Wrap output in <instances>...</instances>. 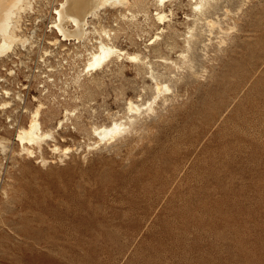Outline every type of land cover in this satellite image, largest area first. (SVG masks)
I'll use <instances>...</instances> for the list:
<instances>
[{
  "label": "rangeland",
  "instance_id": "obj_1",
  "mask_svg": "<svg viewBox=\"0 0 264 264\" xmlns=\"http://www.w3.org/2000/svg\"><path fill=\"white\" fill-rule=\"evenodd\" d=\"M59 1L37 0L23 19V33L33 40L11 52L31 47L35 62L48 60V84L36 74L28 91L21 84L26 72L9 75V58H0V82L21 90L8 111L0 108L6 143L0 146V264H264V0H219L210 16L222 20L210 32L199 19L190 49L191 0L167 1L166 9H174L165 24L155 17L153 0L130 5L153 10L149 22L143 13L131 21L122 17L126 6L108 5L90 18L86 39L58 44L49 40L58 35L52 18ZM161 24L165 30L149 44ZM102 26L115 30L117 44L144 50L167 71L163 78L173 86L167 102L146 113L152 81L137 61L114 59L92 74L82 71ZM34 95L44 101L46 128L64 118L56 142L70 145L66 154L51 149V138L34 154L16 139L9 114L27 123ZM131 96L144 112L136 113L135 127L100 140L95 125L130 120Z\"/></svg>",
  "mask_w": 264,
  "mask_h": 264
},
{
  "label": "bare ground",
  "instance_id": "obj_2",
  "mask_svg": "<svg viewBox=\"0 0 264 264\" xmlns=\"http://www.w3.org/2000/svg\"><path fill=\"white\" fill-rule=\"evenodd\" d=\"M133 1L135 3V1H137V0H133ZM153 1H155L156 10H154V11L151 10V9L150 10L153 11V13L155 14V17L157 18V20L160 23H164L165 24L166 20L171 18V17H169V15H170V13H173V9L174 8L170 7L169 11L166 9L165 5H166L167 1H169V0H153ZM36 2H37V0H0V58H2L3 56H7L9 58L12 55V53H11L12 51H18L17 48L19 47L20 43H22V45H26L28 42L30 43L31 40H33L34 37L30 39V37L27 34L23 33V28H24L23 27V25H24L23 19H24V16L30 10L36 9ZM170 2H173V0H170ZM190 2H192V5H193L192 8H193L194 12L192 11L193 15H191V16L188 15V17L190 19L191 18L193 19V17H194L195 20L193 19L194 20V24L187 23L188 26H186V27H188L187 36L185 37V39L187 38L186 40L188 42L186 48L191 46V44H192L191 40L192 39H195V38L198 37L197 34H199V31L196 30V28L198 26L195 27L196 26L195 23H197V21L199 19L200 20H201V18H205L206 19L205 21H207V24H208L207 26L209 27L210 32H211L214 29V26L218 23L217 20H220L218 18H221V17H218L217 19H214L213 17H215V16H213V17L210 16V14H212V13H210V11L215 12V9H217L216 7L218 6L219 0H194V1L191 0ZM148 3H150V2H148ZM39 4H41V3H39ZM141 4L139 3V5H141ZM146 4H147V2H146ZM108 5L109 6H120V5L121 6H126L127 9H128V12L124 11L123 15L122 14L121 15H122V17L124 16V17H127V18L131 19V21L133 19H137L139 14L143 13L144 14V19H146V20L152 14V13L150 14V10L147 7L143 8L144 10H141V11L132 10L131 6L134 5L132 3V0H60L59 1V5H57V7L55 8L56 15H55V21H54V24H55V26L57 28L58 35H56L57 33L54 34L56 36L53 38V40H49V41H53L54 43H58L59 44V42H61L62 40H72V39H74L75 41H80L82 39H86L85 37H86L87 33L90 31V29H89L90 28L89 27L90 18L93 17V16L99 15L100 10L102 8L108 6ZM229 9L231 10V8H229ZM151 17H152V15H151ZM52 19L54 20V18H52ZM137 20H139V19H137ZM133 21H136V20H133ZM138 22H136V23H138ZM147 22H149V21L147 20ZM198 23H200V22H198ZM164 24H161V25L158 26L157 33L155 34L154 38L151 39L148 42L149 44L150 43H154L158 38H160V36H161L160 32L164 31L165 28H166ZM94 25L96 26L95 23H94ZM94 25H93V27H94ZM166 26H168V25H166ZM217 26H218V24H217ZM219 26H220V24H219ZM232 26L230 25V28L231 27L234 28L233 24H232ZM51 27L52 26L50 24V28ZM221 27H223V26H221ZM228 27H229V25H228ZM96 28L97 27H95L93 29H96ZM142 28H144V27H142ZM234 29H236V28H234ZM97 30H98V28H97ZM97 30H96V32L99 31L100 33L99 32L98 33H99V35L101 37L98 38L99 40L97 39L98 43L96 44V46H93L92 49H89L88 48L89 46L87 45V48H88L87 50H89V51H88V55L84 59V64L82 66V71L85 72V73L92 74L94 71H97L100 68H103V67H106V66L110 65L109 63L111 61H113L114 59H121L122 60L123 58H127L128 60L137 61L138 63H142L143 66L145 65L146 74L151 78V81H152L150 83V87L152 89L151 97H149V99H148V104L146 106H144L146 108V109L144 108V110H146V113L149 114L150 111L156 110L155 109L156 107H155L154 103H156V102L158 103L160 101L162 103L163 102L164 103L167 102L168 99L170 98L168 92H170L171 88L173 87V86L170 85V83L167 81L166 78L165 79L163 78L164 75L166 76V74H167L166 72L167 71L166 70H161L160 68L155 67L153 61H151L152 59L150 60V58L148 56V53H143L144 50L143 51H136V50L132 51V50H128L127 48L122 47L119 44H117L114 41V39H113L112 32L115 33V30H113L112 28L102 26L101 29H99L98 31ZM223 31L226 33V30H222V35L225 34V33H223ZM229 32H230V30H229ZM172 33H170V35ZM176 33H177V30H176ZM184 33H185V30H184ZM226 34H225V36H226ZM32 36H33V34H32ZM174 37H175V35H174ZM88 38L89 37H87V39ZM220 39H221L220 41L222 42V40L224 38L220 37ZM166 40H165V43L167 42ZM173 40H175V39H173ZM169 42L171 43V45H173L172 41H170V39H169ZM76 43H78V42H76ZM170 43H168V44L170 45ZM33 44H34V42H33ZM166 44H164V45H166ZM174 44H176V43H174ZM188 44L190 46H188ZM155 45L158 46L157 44H155ZM75 46H77V44ZM159 46H162L161 43H160ZM173 46H175V45H173ZM23 47H25V46H23ZM172 47H170V49ZM28 48H31V47H28ZM70 49L72 50V47ZM183 49H185V47ZM188 49H190V48H188ZM51 50H52V48H51ZM79 52H81V50ZM188 53H185L184 51H182L181 52V55H183L182 59H186L184 56H186ZM188 56H186V57L189 58ZM70 58H72V56ZM180 59H181V57H180ZM172 61H174V60H172ZM182 61L179 60V62H182ZM176 62H177V60H176ZM176 62H174V63H176ZM185 62H187V61H185ZM171 64H172V62H171ZM179 64L180 63H178L177 65H179ZM167 65H165V68H166ZM182 65H183V62H182ZM112 70H115V69L112 68ZM81 73L82 72H79L77 74V80L80 79ZM171 75H175V74H172V72H171ZM99 76H97V77L100 79ZM166 77L168 78V76H166ZM96 81H98V80H96ZM96 81H94V82H96ZM96 84H98V83L96 82ZM144 88H146V87L144 86ZM0 91L3 94V95H1L2 97H0V108H2L4 111L8 109L7 107L13 106V104L15 103L14 98H18V97L21 96V93H20L19 89L14 91V89L12 87L4 86L1 82H0ZM13 92H14V95H13ZM142 95H143V93L140 94V96H142ZM34 97L38 100V102H37V104H35V106L33 108H31V109L29 108V114L27 113L28 114L27 123L21 124V125L18 124L16 126L15 137L22 144L21 148L23 149V151H25V152H27L29 154H34L37 149L39 151L40 150L42 151L43 143L46 142L47 139L51 138V139L55 140L54 143L52 144V148L51 149H53L54 151L65 152L64 154H66V152L69 151V149L71 148L70 145L61 146L58 142H56L57 141V139H56V130L59 128V126H61V124L64 121V118H60L55 126L46 128L44 126V123H43V120H42V117H41L42 116V112H43L42 111L43 107L45 106L44 101L42 100V98H38L35 95H34ZM127 103H128L127 106H128L129 112L128 111L126 112V110H125V112L128 113V114L131 112V114L129 116H127L128 114H126L127 118L129 117L128 119H130V120H125L126 117H125V119H122L123 117L122 118L114 117L111 123H104L102 125H95L94 124L95 127L92 126V128L94 127L93 131H95L100 136V138H101V139L99 138L100 140H102V139H103V141L104 140H112L115 137L120 136V134H122L123 132L127 131L128 129H130L131 125L134 123V121H136L135 119L138 118L136 116V113L137 112H143L142 111V108H143L142 104L138 102V99H137V102H136V100H134L133 97L131 96V97L128 98ZM143 105H144V103H143ZM163 107H164V105H163ZM158 108H160V106ZM14 109H16V108H14ZM26 109H27V107H26ZM70 111L71 110L67 108L66 109V114L68 112H70ZM12 113H13V111H12ZM158 114L159 113H157V115ZM9 116H10V118H12L11 113L9 114ZM150 116H148L147 118H150ZM66 117H68V116H66ZM133 127H135V126H133ZM140 127H141V125H140ZM133 130H135V129H133ZM0 146H3L4 148L6 147L5 138H3V137H0ZM42 154H44V153H42ZM42 159H44L46 161L47 158L45 159V157L42 155Z\"/></svg>",
  "mask_w": 264,
  "mask_h": 264
},
{
  "label": "built area",
  "instance_id": "obj_3",
  "mask_svg": "<svg viewBox=\"0 0 264 264\" xmlns=\"http://www.w3.org/2000/svg\"><path fill=\"white\" fill-rule=\"evenodd\" d=\"M56 12V11H55ZM55 21V18H54ZM52 26H55L54 22L52 24ZM56 28V26H55ZM57 29V28H56ZM21 52L24 53V55H21ZM24 56L30 57V50L29 48H23V50L19 51V55H11L9 57L10 63H11V67L9 70V75H12L13 73H15L16 75L19 74L20 71L22 72H26V76H24L25 81H21L23 88L28 89V91H30L31 89V83L33 82V78L36 74H41L40 80H41V85L45 86L46 84H48L49 80H52V76L50 75V68L48 65H50V63H47L48 60H46L43 56L38 57L36 60L37 62H35L33 59V57L28 58V60H26L24 58ZM45 62V63H44ZM47 64L45 66H43L44 64ZM61 63H65V60L63 59V61ZM8 65V63H7ZM5 79V80H4ZM4 81H7L6 78H3ZM29 82V84H28ZM21 91V90H19ZM24 97H21V100H23ZM25 105V104H24ZM25 108V106L23 107ZM26 110V109H24ZM19 113H15V115L12 118H8L9 121H11L10 125L12 126H17L20 121H19Z\"/></svg>",
  "mask_w": 264,
  "mask_h": 264
}]
</instances>
